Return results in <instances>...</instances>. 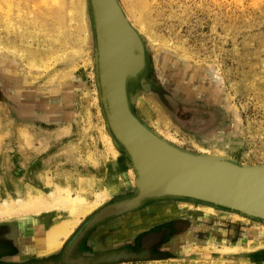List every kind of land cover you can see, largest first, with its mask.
I'll list each match as a JSON object with an SVG mask.
<instances>
[{
    "label": "rangeland",
    "instance_id": "374dc122",
    "mask_svg": "<svg viewBox=\"0 0 264 264\" xmlns=\"http://www.w3.org/2000/svg\"><path fill=\"white\" fill-rule=\"evenodd\" d=\"M115 1L141 47L124 83L137 122L182 152L264 166V0ZM96 43L88 0H0V204L67 186L85 198L45 259L92 228L111 250L143 236V256L125 263L264 264V221L197 200L145 198L88 227L138 193L101 101ZM65 216L0 218V264L40 258L29 241Z\"/></svg>",
    "mask_w": 264,
    "mask_h": 264
},
{
    "label": "bare ground",
    "instance_id": "6f19581e",
    "mask_svg": "<svg viewBox=\"0 0 264 264\" xmlns=\"http://www.w3.org/2000/svg\"><path fill=\"white\" fill-rule=\"evenodd\" d=\"M97 1L101 10V16L107 25L102 42L108 112L124 139L133 147L137 162L145 176V181H150V184L155 183L159 185L162 183L175 184L181 188L197 186L199 191L204 190L206 193L219 194V190L224 189L222 178L226 179L225 175L219 174L221 172L218 173V171L212 173L209 168L212 165L187 160L162 146L151 138L153 134L140 125L129 112L124 101L125 96L123 99V85L121 82L123 60L127 57L128 51L133 49V40L124 29L111 0ZM137 103L139 104L138 100ZM108 148L111 151L109 142ZM209 173L214 174L215 177H212L213 175L211 176ZM229 180L231 181V179ZM212 187H215V189H212ZM226 187L229 188V186ZM27 194L25 196H28ZM220 194L218 196L221 198L235 200L238 198V201L242 200L245 196L237 187H232L229 192ZM31 195L24 200L17 199L11 203L7 201L2 202L0 204V218L20 214H66L64 218L55 222L46 231L43 232L41 229V233L32 241H29L31 246L36 244L40 246L38 247L40 255L41 253L46 254L57 249L61 240L72 232L77 215H80L84 209L86 201L80 195H73L68 186L65 188L57 187L55 193L50 191L45 196L38 193L33 196ZM246 195L255 199L254 202L245 203L246 205L260 208L259 204H261L264 207L262 203L264 202V189H259L257 194L246 193Z\"/></svg>",
    "mask_w": 264,
    "mask_h": 264
},
{
    "label": "water",
    "instance_id": "95a60500",
    "mask_svg": "<svg viewBox=\"0 0 264 264\" xmlns=\"http://www.w3.org/2000/svg\"><path fill=\"white\" fill-rule=\"evenodd\" d=\"M88 1L90 3V7L92 10L94 28L96 33V42H97L96 44H97V55H98L97 67H98L99 87L101 90V101L103 104V108L111 132L118 140V142L124 147L126 153L128 154L131 160L132 166L137 175L136 187L138 190L137 196L135 198L126 202L112 205L111 207L107 208L104 212H102L100 215H98L93 220H91L90 222L91 224H89L88 227L92 226L94 223L104 219L107 216L124 213L134 209L136 206L139 205L141 200L145 198H161V197L187 198V199L197 200L203 203L232 210L238 212L239 214L248 217L257 218L264 221V207L261 204H259L260 208H254L245 204L247 202L255 201V199L249 197L248 195H246V193L257 194L259 189L260 190L264 189V166H258V167L237 166L230 163L229 161L218 158L194 156L182 152L164 141H159L161 139H158V137L156 138V136L154 135L151 136L148 133L152 139H154L155 141H157L167 149L171 150L172 152L178 154L179 156H182L187 160L212 165L211 167H209L212 173H214V171H218V173L221 172L219 174L225 175L226 179L222 178L224 189H220L218 192L219 194L229 192L230 188L232 187H237L238 189L241 190V192L245 196L244 198H242V200H240L241 201L240 202L238 201L239 200L238 198H236L237 200L231 198H221L220 197L221 194L220 196H218L219 194L217 193L211 194V193H206V191L204 190L199 191V188L197 186H192L191 188H181L175 184L162 183L159 185L155 183L150 184V181H145L144 179L145 176L143 175V171L137 162L135 152L132 149L133 147L129 145L128 141L124 139L123 135L119 131L118 127L114 124V121H112V118L110 117V114L108 112L106 88H105V80H104L105 73H104V63H103L104 60H103V42H102L104 33L107 30V25L105 20H103L101 16V12H100L101 10L98 1L97 0H88ZM111 3L116 13L118 14L124 29L127 31V34L131 36L133 40L132 43L134 46L132 50L128 51L127 57L123 60L124 64L122 70L121 83L123 85L122 93L124 94L123 95V99H124L125 78L128 75L135 74L140 69L142 64L141 47L139 44L137 34L128 24L120 8L118 7L116 1L111 0ZM124 101L126 103V97ZM234 170H238V171L235 172ZM209 174L211 176L213 175L212 177H215L214 174L211 173ZM218 179L220 178L218 177ZM229 179H231V181ZM226 186H229V188H227ZM212 189H215V187H212ZM262 203L264 204V202Z\"/></svg>",
    "mask_w": 264,
    "mask_h": 264
},
{
    "label": "flooded vegetation",
    "instance_id": "af4514ba",
    "mask_svg": "<svg viewBox=\"0 0 264 264\" xmlns=\"http://www.w3.org/2000/svg\"><path fill=\"white\" fill-rule=\"evenodd\" d=\"M160 229L162 230V228ZM4 231L5 230L0 232V246L9 245L7 234H2ZM93 232L95 233L92 228H90L89 231H79V233L64 246L63 250L55 258L45 259L43 257V254L41 253V255L39 254L40 258H38V256H35L36 258L29 257L25 260H19L18 262H15V264H124L125 261L122 260L127 255L139 257L143 256L144 246L141 242V238L143 237L141 235L137 237L135 234V238L133 240L131 239L130 241L126 242L127 247L122 249L115 248L111 250L112 246L110 248V245L109 247L104 245L105 241L103 237L101 235H99V237H96L92 234ZM132 236L134 235H131L130 233V235L128 234L127 237L131 238ZM118 237L119 236L115 235L109 238L112 241L118 239ZM95 238H100V240H95ZM109 244H111V242H109ZM157 247L159 248V246ZM28 253H26V255L28 256L34 255L33 252L31 254L30 252Z\"/></svg>",
    "mask_w": 264,
    "mask_h": 264
},
{
    "label": "crops",
    "instance_id": "0c3cea01",
    "mask_svg": "<svg viewBox=\"0 0 264 264\" xmlns=\"http://www.w3.org/2000/svg\"><path fill=\"white\" fill-rule=\"evenodd\" d=\"M124 264H135V263H124ZM143 264V263H142Z\"/></svg>",
    "mask_w": 264,
    "mask_h": 264
}]
</instances>
